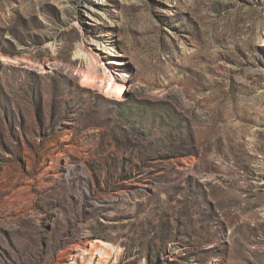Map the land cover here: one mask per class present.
I'll return each mask as SVG.
<instances>
[{
  "label": "rangeland",
  "instance_id": "obj_1",
  "mask_svg": "<svg viewBox=\"0 0 264 264\" xmlns=\"http://www.w3.org/2000/svg\"><path fill=\"white\" fill-rule=\"evenodd\" d=\"M0 264H264V0H0Z\"/></svg>",
  "mask_w": 264,
  "mask_h": 264
},
{
  "label": "bare ground",
  "instance_id": "obj_2",
  "mask_svg": "<svg viewBox=\"0 0 264 264\" xmlns=\"http://www.w3.org/2000/svg\"><path fill=\"white\" fill-rule=\"evenodd\" d=\"M105 73L107 74V72H105ZM85 76H86L87 83H90L92 80H94L98 77L96 74L95 63L91 57L88 60V69H87ZM103 79H105V78H103ZM123 90H124V84L123 83L116 82L115 78L114 79L112 77L108 78V87H107L108 92H114L116 94H122Z\"/></svg>",
  "mask_w": 264,
  "mask_h": 264
}]
</instances>
